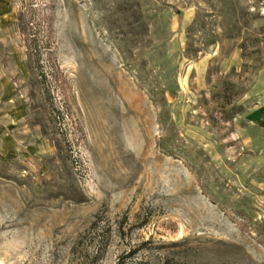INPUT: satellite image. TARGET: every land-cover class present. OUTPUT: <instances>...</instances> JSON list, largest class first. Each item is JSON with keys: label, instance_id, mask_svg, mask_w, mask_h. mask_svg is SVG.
I'll list each match as a JSON object with an SVG mask.
<instances>
[{"label": "rangeland", "instance_id": "obj_1", "mask_svg": "<svg viewBox=\"0 0 264 264\" xmlns=\"http://www.w3.org/2000/svg\"><path fill=\"white\" fill-rule=\"evenodd\" d=\"M167 263L264 264V0H0V264Z\"/></svg>", "mask_w": 264, "mask_h": 264}, {"label": "trees", "instance_id": "obj_2", "mask_svg": "<svg viewBox=\"0 0 264 264\" xmlns=\"http://www.w3.org/2000/svg\"><path fill=\"white\" fill-rule=\"evenodd\" d=\"M22 19V17H21V15H19V17H18V21L20 22V20ZM32 41H33V48H32V50L34 51V52H37L38 51V46H39V44L37 43V41H36V37H35V35L34 36H32V39H31ZM168 264V263H167Z\"/></svg>", "mask_w": 264, "mask_h": 264}]
</instances>
